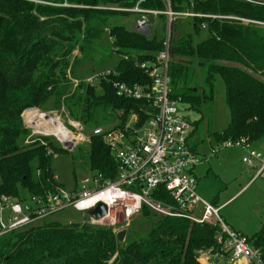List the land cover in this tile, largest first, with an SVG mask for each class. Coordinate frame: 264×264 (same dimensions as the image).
<instances>
[{
    "label": "trees",
    "instance_id": "16d2710c",
    "mask_svg": "<svg viewBox=\"0 0 264 264\" xmlns=\"http://www.w3.org/2000/svg\"><path fill=\"white\" fill-rule=\"evenodd\" d=\"M139 1L0 0V195L21 201L25 196H19L22 188L27 196L45 198L63 187L54 179L56 172L52 164L54 159L70 152L57 146L50 137L25 145L30 131L25 128L22 115L27 109L43 107L48 101L65 96L63 105L71 115L79 121L87 116L84 126L90 125L93 129L103 126L97 119L105 121L108 118L105 115L111 110L123 111L124 116L118 118L120 125L127 123L130 113L137 114L139 125L154 115L151 103L120 97L113 87V83L149 87L152 80L136 65L156 61L164 45L163 15L158 17L156 25L150 21V34L108 25L111 16L132 13L105 7L128 9ZM140 6L163 10L158 0H147ZM172 7L180 12L264 22V4L252 0H173ZM81 16L84 22L95 18L107 25L111 46L129 58L94 86L80 79L71 94L67 55L59 61V53L62 41L81 30ZM189 19L192 31L178 37L173 35L171 41L170 98L185 104L190 112L201 113L207 100L213 99L214 80L219 77L225 85L230 121L221 131H208L209 135H213L217 145L240 138L246 139L250 146L256 144L264 139V27L226 18ZM160 20L162 25L158 30ZM203 34L205 39L196 41ZM58 39L61 45L54 54H34L39 46L48 41L56 43ZM54 56L60 59L56 62ZM30 115L28 111V121L36 111ZM201 122L198 119L192 123L190 140L198 134ZM91 140L88 158L80 153L82 148L78 151L87 160L90 173L99 172L106 179L113 178L118 167L111 152L101 137L93 136ZM154 197L161 201L169 198L164 189ZM157 222L145 240L123 247L109 227L46 221L6 235L0 243V264H200L196 257L198 251H217L216 227L181 218ZM260 227L249 241L261 252L264 261V222Z\"/></svg>",
    "mask_w": 264,
    "mask_h": 264
},
{
    "label": "built area",
    "instance_id": "2783aa9c",
    "mask_svg": "<svg viewBox=\"0 0 264 264\" xmlns=\"http://www.w3.org/2000/svg\"><path fill=\"white\" fill-rule=\"evenodd\" d=\"M145 1L147 0H140L134 7L118 9V11L140 16L134 27V30L140 34H150L152 24H157L159 16H165V41L162 50L157 54L156 61L136 65L141 71H145L152 83L149 87L113 83V87L120 97L139 103L144 101L151 103L154 115L146 118L143 125H139L140 119L137 114L130 113L124 125L119 123L112 128L96 126L92 129L88 139L91 140L93 136L101 137L117 163L118 168L113 178L106 179L99 172L90 173L80 182L81 186L78 187L77 192L58 187L45 198L31 196L16 201L9 196L0 195V243L10 233L35 227L63 212L72 210L78 214H86L102 203L107 207V214L99 221L92 219L95 224L109 220L114 226L117 212L129 222L141 215L143 210H152L175 219H187L193 223L218 228L215 235L217 251L214 253L211 249L204 255H198L200 260H203L202 264H264L261 252L250 243L249 238L229 228L221 217V208L208 202L198 192V181L194 170L207 159L199 157L191 146L192 123L181 114L179 100L170 98L168 70L172 33L178 18H226L248 24L254 23L262 27L264 22L233 16L175 11L172 7L173 0H158L163 10L142 8L140 5ZM62 5L69 6L67 3ZM148 17L152 18V24ZM109 74V72L95 74L85 82L95 85L99 79H106ZM116 116L117 118L124 116L123 111H118ZM44 118L52 117L45 115ZM37 120L38 117L35 116L30 122L33 123L31 127L37 130L32 133V137L33 135L56 137L51 133L45 134L43 128L48 130L49 127ZM79 126L85 129L84 125ZM56 138L59 140L58 137ZM218 146L223 149H243L245 154L241 158L242 163L250 168L261 163V166H257L256 178L261 176L264 171V156L260 152L249 151L250 145L246 139L240 138L236 142L229 140ZM218 148L220 147H213L212 153L217 154ZM54 179L57 180V177L55 176ZM161 189L168 193L178 212L173 213L154 203V194L156 196Z\"/></svg>",
    "mask_w": 264,
    "mask_h": 264
},
{
    "label": "rangeland",
    "instance_id": "374dc122",
    "mask_svg": "<svg viewBox=\"0 0 264 264\" xmlns=\"http://www.w3.org/2000/svg\"><path fill=\"white\" fill-rule=\"evenodd\" d=\"M252 1L264 4V0ZM108 8L115 10L122 9L105 7L107 10ZM139 18L140 16L136 14H116L109 18L108 25L111 24V26H114L116 24L132 29L135 27V22ZM148 18L150 21L152 20L151 17ZM79 21L81 30L75 31L73 37L62 41V50L59 53L61 59L55 56L53 57L56 62L59 59V61H62L67 58L66 60L68 61V64L66 73L71 83V94L74 92L73 88L78 84L80 79L86 80L95 74L110 73L111 70L116 69L121 61L129 58V56L120 55L118 52H115V49L111 46V40L107 37V25L100 24L95 18H90L88 22H84L83 16L79 17ZM159 23L158 30H161V20ZM190 23L189 18H178L175 22L172 38L173 35L174 37H178L180 34H189V32L192 31ZM152 29L154 31L155 26ZM98 33H100V35ZM205 37L206 34H203L201 37H197L196 41L203 40ZM58 40L59 41L57 42L55 40L56 43H52L51 41L44 43L35 50L34 54L37 53L39 56H44L47 53H49V55L54 54L55 50H58L61 45L60 39ZM214 85L213 99L207 100V103L201 109V113L188 111L185 104H181L180 112L193 124L195 120H202L198 134L195 135L194 138L203 140L200 147L199 157L205 153V157L201 158H205L207 161L202 162L201 165L203 167H201L206 168L205 170L209 171L207 178L201 180V183L199 184V189L203 193V197L208 200L216 198V206L223 207L220 211L221 217L224 219L228 227L244 234L248 238H251L259 232L261 229L260 226L264 222V171L261 176L256 178L258 169L249 168L246 164L242 163L241 158L245 154L243 149H223L216 144L213 135H209L208 131L210 133L221 131L230 121L229 110L225 101V85L219 77L215 78ZM66 87L69 86L66 85ZM68 93H70V91ZM71 94L67 96H70ZM64 98L65 96L63 98L53 99L45 103L43 107H32V109L24 111L22 122L25 128L30 131V135L24 140V144L29 145L34 141H41L42 135H33L32 137V133L37 130L31 127L33 123L30 124V122H32V120L28 121V117L26 116L28 111H36L35 116L38 117L37 121L42 124L49 123L48 126L52 127H49L44 133L47 135L49 133L54 134L62 142L68 144L64 145L56 137L49 136L57 146L70 152V154L62 155L53 161L52 168L55 169L56 172V181L63 186L62 188H64V190L77 192L78 187L81 186L80 182L90 174V170L88 169L89 166L86 165L87 160H83L80 153H83V155H86L85 158H88V153L90 152L87 148L92 143V140H89L88 138H90L93 128L90 125H86L85 129H83L82 126H79L80 124L84 125L87 116H84L80 121L75 119L67 107L63 105ZM100 112L103 113L102 111ZM117 112L118 111L116 110L114 112L112 110L109 111L105 115L108 117L105 121L98 118L97 120L100 122L99 124L103 125L105 128H112L113 126L118 125L121 122H119L116 116ZM45 115L55 118V122L58 120L61 124H54L55 122L52 121L54 120L52 118L46 121L44 118ZM132 122H130V124H132ZM193 124L190 132L191 134L194 128ZM61 125H64L65 128L69 130L72 137H74L73 139H75L74 143L71 140H67L60 130L56 129V127L61 128ZM213 146L220 147L218 148L219 152L217 154L212 153ZM81 148L82 151L79 153L78 151ZM249 151L260 152L264 156V139L251 145ZM258 165L261 166V163H258ZM26 194V190L24 191L21 188L19 196L25 195L23 197L24 199L21 200L31 197ZM154 203L173 213L178 212L169 198L167 201H161L158 197H154ZM144 212L138 217L131 219L129 222L124 220L120 212H117L114 226L111 225L109 220L104 222L100 221L99 224H95L92 222V218L87 214H78L72 210L51 217V219H48L47 221L54 220L63 224H67L68 222L79 223L80 225H85L90 228L109 227L116 236L119 232L126 231L125 240L121 243V246L125 247L133 241L145 240L150 233L151 228L158 223V220H163L164 218L175 219L165 214L153 212L152 210L146 209V213ZM43 223L38 225H42ZM206 252L207 251L203 249V251L200 250L196 253L197 260L200 264H202L203 260H200V256L198 255H204Z\"/></svg>",
    "mask_w": 264,
    "mask_h": 264
},
{
    "label": "crops",
    "instance_id": "0c3cea01",
    "mask_svg": "<svg viewBox=\"0 0 264 264\" xmlns=\"http://www.w3.org/2000/svg\"><path fill=\"white\" fill-rule=\"evenodd\" d=\"M203 142H200L199 143V140L198 139H196V138H192L191 139V146L196 150V152L198 153V154H200V147H201V144H202ZM217 144V143H216ZM215 144V145H216ZM212 147V146H211ZM210 147V148H211ZM214 147V146H213ZM203 153V152H202ZM201 157H205V153L204 154H202V156ZM207 157V156H206ZM202 166V165H201ZM198 167L197 169H195L194 170V174L196 175V177H197V181H198V192L200 193V195L203 197V193L200 191V189H199V184L201 183V180H203V179H206L207 178V176H208V173H209V171L208 170H205L206 168H202V167ZM257 166H259V165H257ZM257 166L256 167H253V169H257ZM250 168V167H249ZM196 171V172H195ZM205 198V197H204ZM206 199V198H205ZM216 198H214V199H206L208 202H211L212 204H214L215 206H216V200H215ZM218 207V206H217ZM219 208H223V207H219Z\"/></svg>",
    "mask_w": 264,
    "mask_h": 264
},
{
    "label": "water",
    "instance_id": "95a60500",
    "mask_svg": "<svg viewBox=\"0 0 264 264\" xmlns=\"http://www.w3.org/2000/svg\"><path fill=\"white\" fill-rule=\"evenodd\" d=\"M88 216H90L93 220L99 221L104 218L107 214V207L99 203L95 209L89 210L86 212ZM126 231H121L117 234L116 238L119 243H122L125 240Z\"/></svg>",
    "mask_w": 264,
    "mask_h": 264
},
{
    "label": "bare ground",
    "instance_id": "6f19581e",
    "mask_svg": "<svg viewBox=\"0 0 264 264\" xmlns=\"http://www.w3.org/2000/svg\"><path fill=\"white\" fill-rule=\"evenodd\" d=\"M49 120L51 119V118H48ZM48 119H46V121L48 120ZM53 122H55V119L54 120H52ZM46 126H48V124H45ZM64 125H61V128H59V127H56V129H58V130H60V132L62 133V135L63 136H65L66 138H67V140H71L73 143L75 142L74 140L75 139H73L74 137H72V135L70 134V132H69V130H67L65 127H63ZM48 127H50V128H52L51 126H48ZM55 136V135H54ZM60 140V139H59ZM61 141V140H60ZM62 142V141H61ZM64 145H68V144H66V143H64V142H62ZM70 144V143H69ZM72 144V143H71Z\"/></svg>",
    "mask_w": 264,
    "mask_h": 264
}]
</instances>
